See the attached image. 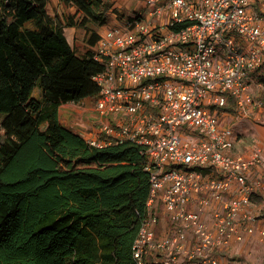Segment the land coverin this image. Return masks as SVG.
Returning a JSON list of instances; mask_svg holds the SVG:
<instances>
[{
  "label": "built area",
  "instance_id": "obj_1",
  "mask_svg": "<svg viewBox=\"0 0 264 264\" xmlns=\"http://www.w3.org/2000/svg\"><path fill=\"white\" fill-rule=\"evenodd\" d=\"M146 1L90 45L102 116L84 137L147 157L138 264H239L236 243L264 242V142L237 152L226 119L264 113L252 88L264 83V0Z\"/></svg>",
  "mask_w": 264,
  "mask_h": 264
},
{
  "label": "trees",
  "instance_id": "obj_2",
  "mask_svg": "<svg viewBox=\"0 0 264 264\" xmlns=\"http://www.w3.org/2000/svg\"><path fill=\"white\" fill-rule=\"evenodd\" d=\"M62 1L81 19L53 16L51 0H0V264H138L147 157L132 141L89 145L59 112L96 99L93 75L104 69L90 47L99 33L82 52L65 28L102 26L117 9L107 0Z\"/></svg>",
  "mask_w": 264,
  "mask_h": 264
},
{
  "label": "rangeland",
  "instance_id": "obj_3",
  "mask_svg": "<svg viewBox=\"0 0 264 264\" xmlns=\"http://www.w3.org/2000/svg\"><path fill=\"white\" fill-rule=\"evenodd\" d=\"M52 1L53 0H51V5L49 4L50 13L55 9V4L53 2H58L62 0H54L53 2ZM147 9V7L143 6H137V8L132 6H126L123 11V14L125 16H131L135 12H145L147 11ZM115 12L119 11L116 10ZM94 25L96 27V24ZM104 26V28L108 27L106 25ZM95 29L96 28H93L92 31ZM65 34L68 37L69 41L72 44H75L76 48L79 51L83 52L85 50L86 43L77 42L74 36H72L71 26H67L65 28ZM252 88L253 93L257 99H264V83L258 84V82L256 81L255 83H253ZM39 94L40 90L39 88H36L34 90V95L37 96ZM59 112L64 124L67 127L75 130L76 132L81 133L83 136L87 135L90 131L96 130L98 127L101 126V124L98 122V119L102 116V114L100 111L96 110L95 98L90 97L79 103H64L60 106ZM258 114V111H252L249 112L247 117H243L244 119H239L237 117H235L234 119H226V124L235 129L239 135V139L235 149L237 152L245 151L250 146H248V143L252 139V124L253 122L257 121L255 117ZM4 116L5 114L0 112V123ZM110 116L113 117L114 114L112 113L110 114ZM186 132L189 133L188 130ZM1 139H4V137L0 136V141ZM243 245V250L240 251L238 249L239 253L235 254L234 256V259H236L239 264H264V242H262L257 236H254L248 238Z\"/></svg>",
  "mask_w": 264,
  "mask_h": 264
},
{
  "label": "crops",
  "instance_id": "obj_4",
  "mask_svg": "<svg viewBox=\"0 0 264 264\" xmlns=\"http://www.w3.org/2000/svg\"><path fill=\"white\" fill-rule=\"evenodd\" d=\"M107 1L113 2L114 7H116L117 11H119V12H123L126 6H132L135 8H137V6L147 7V1L146 0H107ZM53 3L55 4V9L51 12V14L53 16H56V15L60 16L61 15V17H62V14L64 15V13L67 12V13L74 14L76 21L81 19V14L78 12L77 7L75 5L70 7V8H66L62 1H58V2L54 1ZM132 3H134L136 5H134ZM50 5H51V2H50ZM116 13L117 12L111 10L108 14V22L104 25L109 26V25L115 24L117 22ZM104 25H102V26L96 25V27H95V25L93 23H91L88 27H82V26H78V25L72 26L71 27L72 28V36H74V38L77 40V42L87 43L86 42L87 38L90 36V32H92V29L96 28L95 31L97 33H101L105 27ZM88 31H89V33H88ZM227 119H231V118H227ZM255 119H257V121L253 122V124H252V131H251L252 132L251 133L252 139L248 143V146L255 139L256 140L259 139L262 142H264V113L258 114L255 117ZM259 200L262 201L263 199H259ZM262 202L264 203V200ZM262 202H258V207H262L261 206ZM248 238H251V237H247L246 240ZM245 241L236 243L234 248L232 250H230V254L233 258L235 256V254L239 253L238 249L240 251L243 250V246H244L243 244L245 243Z\"/></svg>",
  "mask_w": 264,
  "mask_h": 264
}]
</instances>
